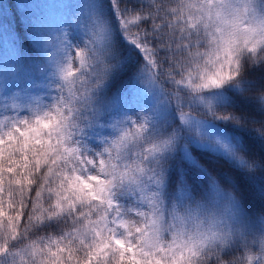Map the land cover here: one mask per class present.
<instances>
[{"label":"snow or ice","instance_id":"snow-or-ice-1","mask_svg":"<svg viewBox=\"0 0 264 264\" xmlns=\"http://www.w3.org/2000/svg\"><path fill=\"white\" fill-rule=\"evenodd\" d=\"M140 21L150 22L156 48L167 50L174 96L179 87L219 88L248 69L254 84L242 94L264 107V0H149L122 23ZM129 35L158 70L156 48L141 43L139 32ZM97 59L92 68L88 53L77 49L79 67L71 57L63 66L65 88L54 104L0 125V264H264V221L252 231L228 222V208L218 215L188 204L183 192L165 204L159 157L173 139L149 136L147 118L113 124L118 135L101 151L82 150L79 107L108 67ZM239 115L223 118L246 124ZM122 191L141 202L134 216L116 200ZM53 220L58 232H40Z\"/></svg>","mask_w":264,"mask_h":264},{"label":"trees","instance_id":"trees-1","mask_svg":"<svg viewBox=\"0 0 264 264\" xmlns=\"http://www.w3.org/2000/svg\"><path fill=\"white\" fill-rule=\"evenodd\" d=\"M95 2L100 17L110 29V37L100 49L92 50L85 46L77 49H83L90 55V67L99 68L97 57H102L108 67L102 82L92 88V93L82 102L83 105H89L102 95L108 97L115 91H130L139 73H149L167 99L172 116L167 130H172L175 137V146L160 160L166 178V205L178 202L181 192L184 193L185 201L192 205L206 206L209 201L211 204L221 205L230 200L237 203L244 219L251 223L250 230L259 231V223L264 221V134H261L264 128H259L264 125V107L258 106L253 99L242 94L245 88L254 84L249 70H243L240 77L225 82L219 88L210 89L216 96L211 101H199L198 95L203 90L193 92L184 87H179L178 96H174L170 89L177 86L171 83L167 74V68L170 67L167 50L156 48L157 38L152 34L153 29L147 26L150 22L140 21L127 28L122 23L123 19H131L147 8L149 0ZM39 10H44L43 0H0V58L12 54L25 66L40 59L41 54L35 42L36 34L40 32L36 26ZM134 32L141 34V43L147 39L156 48L160 66L158 70L151 67L142 47L129 35ZM77 49L71 52L75 67H79L75 60ZM95 52H98L97 56L92 57ZM80 74L88 76V69H81ZM95 78L92 76L91 80L94 81ZM61 89H64L63 85ZM182 112L219 126L229 138L232 153L242 157L245 163L241 164L237 155L195 146L192 138L196 134L181 122ZM236 114H240L238 118L247 123H236L234 118H223L225 115L235 117ZM184 146L190 149L191 159L182 151ZM60 227L53 220L42 225L40 232L56 233Z\"/></svg>","mask_w":264,"mask_h":264},{"label":"rangeland","instance_id":"rangeland-1","mask_svg":"<svg viewBox=\"0 0 264 264\" xmlns=\"http://www.w3.org/2000/svg\"><path fill=\"white\" fill-rule=\"evenodd\" d=\"M43 6L44 10L37 13L36 26L40 32L35 37L40 59L25 66L12 54L0 58V125L6 126L13 120L31 117L38 110L54 104L62 95L61 85L65 88L61 69L68 63L71 49L84 46L92 50L100 49L110 37V29L100 17L95 0H43ZM97 54L95 52L92 57ZM131 87L130 91H115L108 97L102 95L83 107H79L81 102H78L79 122L83 129L76 139L89 155L101 151L106 140L118 135L117 128L128 127L131 120L139 121L142 118H147L149 136L173 139L168 150L159 157L160 160L175 146L172 130H167L172 116L161 87L145 71L139 73ZM91 93L92 89L88 97ZM198 97L200 102L216 98L210 89H204ZM180 120L196 134L192 138L195 146L231 155L222 147L226 144L231 148L229 138L219 126L192 115H188L187 120ZM113 124H117V128H113ZM182 151L186 157L192 158L188 147L184 146ZM163 181L162 195L165 200V176ZM116 200L124 209H131L129 215L132 216L142 206L138 197L131 192H118ZM205 207L218 215L228 208L229 213L225 216L228 222L238 220L246 228L252 229L236 202L226 200L225 204L216 205L209 201ZM259 227L261 229V222Z\"/></svg>","mask_w":264,"mask_h":264}]
</instances>
